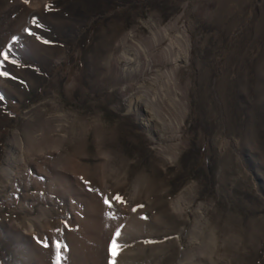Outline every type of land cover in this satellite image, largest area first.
I'll return each instance as SVG.
<instances>
[{"label":"rangeland","instance_id":"1","mask_svg":"<svg viewBox=\"0 0 264 264\" xmlns=\"http://www.w3.org/2000/svg\"><path fill=\"white\" fill-rule=\"evenodd\" d=\"M5 71L0 264H109L129 213V264H264V0H0Z\"/></svg>","mask_w":264,"mask_h":264},{"label":"bare ground","instance_id":"2","mask_svg":"<svg viewBox=\"0 0 264 264\" xmlns=\"http://www.w3.org/2000/svg\"><path fill=\"white\" fill-rule=\"evenodd\" d=\"M188 42V41H187ZM186 43V42H185ZM188 44L189 43H186V47L188 48ZM188 52V51H187ZM147 54V53H146ZM132 58V57H130ZM119 60H120V57H119ZM124 61V60H123ZM147 62V61H146ZM124 65V64H123ZM122 75V74H121ZM143 76V75H142ZM125 102L127 103L126 105L128 106V110L129 112H133L134 114H137L138 112V101H136V99L133 97V96H128L126 97L125 99ZM147 122V121H146ZM148 124V123H147ZM145 124V125H147ZM32 145V144H31ZM38 145V144H37ZM29 146V145H28ZM46 146V147H45ZM49 147V146H48ZM54 147V146H53ZM38 148V147H37ZM33 149V148H32ZM42 150H46L47 151V145H41V148ZM31 151V147L27 149V152L29 154V152ZM31 154V153H30ZM103 154V153H102ZM107 153H105L104 155H106ZM111 154V153H110ZM113 154V153H112ZM111 154V155H112ZM23 156V155H21ZM20 156V157H21ZM23 160V158H19L18 159V163H20L21 161ZM71 160V159H69ZM106 162V161H104ZM44 166L47 168V171L50 173H52L53 175H56L55 177L57 176H62L63 178L67 179V174L69 173H76L74 170V168L72 167V165H70V163H68V161L65 159L64 157V154H60L58 155L57 157H55L54 160L51 161V163H44ZM103 167V166H102ZM110 167V166H109ZM104 168V167H103ZM25 171V172H24ZM106 171V170H105ZM7 174H12L13 172H15V166L14 165H11L9 164V166L7 167V170H6ZM23 172L24 174L27 172L26 170V167L24 166V169H23ZM72 173V174H73ZM101 173V172H100ZM102 174V173H101ZM8 175V177H9ZM26 175V174H25ZM24 175V176H25ZM12 176V175H11ZM54 177V178H55ZM104 176L101 175V179L99 180V182L101 181L102 184L104 185L106 183L105 181V178H107V176L105 178H103ZM109 178V177H108ZM114 178V177H113ZM115 179V178H114ZM121 180V179H120ZM117 181V180H116ZM100 182V184H101ZM111 182V181H110ZM109 182V183H110ZM113 182V181H112ZM68 183V182H67ZM65 184V183H64ZM118 185V184H117ZM65 189H70V184H65ZM28 187V186H27ZM69 187V188H68ZM105 187V186H104ZM138 185H134L132 186V195L134 197V195L136 196L138 194ZM69 192V191H67ZM71 198L68 197V203L69 205H71ZM95 200V199H94ZM81 202L83 203V207H85L86 209V214L90 217H94L96 215V211H100V207L99 205L95 206L94 205V201L91 199V198H82L81 199ZM135 202V201H134ZM173 208L174 210H179V209H182L181 208V204L178 202H175L173 203ZM102 209V208H101ZM177 212V211H176ZM136 216V215H135ZM132 213H129L128 216H126V219L124 220V228L122 229L124 232H127L129 235H136L135 233L137 232L136 229H135V225L136 223L138 222H135V217ZM140 222V221H139ZM20 228V230L22 229L21 227L19 226H16V229ZM23 231H21V235L23 236V238L25 239H29L28 237L30 238H34V233H33V230L31 227H28L27 229H22ZM139 230V229H138ZM142 231V230H141ZM178 239L176 240L177 242V245L178 247L180 248V250H183L185 249L186 250V253L184 254L186 257H187V260H190V262H196L197 261V254L196 253H193L191 254L190 251H188L189 249L188 248H192L193 246L190 244H186V246H184L181 242V239L180 237H177ZM185 248H184V247ZM194 248V247H193ZM184 251V250H183ZM131 251H124V252H121V254L118 256L117 258V264H129L127 259H128V256L130 254ZM183 259V258H182ZM179 264H191V263H179Z\"/></svg>","mask_w":264,"mask_h":264},{"label":"snow or ice","instance_id":"3","mask_svg":"<svg viewBox=\"0 0 264 264\" xmlns=\"http://www.w3.org/2000/svg\"><path fill=\"white\" fill-rule=\"evenodd\" d=\"M25 3H28L29 0H24ZM33 23H35V21H33ZM25 31H29L28 29H25ZM33 34V33H30ZM13 40H16V37L12 38ZM45 43H47V41H45ZM5 59H7V53L4 54ZM0 75H9L8 72H3L0 73ZM0 99H2V97H0ZM81 179L83 180V182L85 183V185L89 184V181L84 180L83 177H81ZM90 191H98L92 188H89ZM112 200L116 201L117 203H126V201L124 200V198L122 196H120L119 194H116L115 196L112 197ZM112 200H109V198L107 196L104 197V203L106 205H108L109 207L112 206ZM144 207V205L140 204L137 205L136 207H134L132 209L133 212H136L137 209H142ZM107 216L112 217V213L108 212L106 213ZM141 219L147 220L148 217L146 215H142ZM65 226H67L65 224ZM125 226L124 225H120L119 228H117L115 230L114 235L111 237L110 239V244H109V253H110V261L109 264H117V258L118 256L121 254V252L123 251V249L129 247V245L125 244V243H121L120 242V238L122 237L123 233L121 231V229H123ZM57 232H62V229H56ZM165 239H169V237H165ZM43 244L44 247H48V238L45 237L43 239V241H39ZM143 243L145 244H149V243H157V241H150V240H145L143 241ZM53 247H54V264H61L62 259H64V256L61 252V248L63 247L65 250L67 249V245L62 244L61 241L58 240H53Z\"/></svg>","mask_w":264,"mask_h":264}]
</instances>
